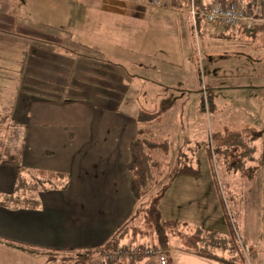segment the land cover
<instances>
[{"label":"rangeland","instance_id":"obj_1","mask_svg":"<svg viewBox=\"0 0 264 264\" xmlns=\"http://www.w3.org/2000/svg\"><path fill=\"white\" fill-rule=\"evenodd\" d=\"M82 1L86 3V0ZM143 5L150 12L145 20L134 19L133 23H129L121 17L114 20L118 27L109 31L104 26L105 29L100 30L101 37H110L115 46L114 51L105 49L106 45L100 38L84 40L78 34L76 28L83 19L75 17L61 23L55 20L52 26L47 27L57 32L54 36L59 35L67 41L71 38L72 41L85 44L95 49L105 61L121 65L131 74L141 75L143 80L133 76L130 84H127L128 81L123 83L124 87H129L123 98L119 101L108 100L105 105L117 107L113 108L116 109L115 114L125 121H135L137 132L140 127H144L151 131L150 136L167 142L165 169L146 194L132 197L131 207L127 210L129 203H126L123 212L95 210L90 216L91 220L88 214H84V223L101 221L103 225L110 226L117 217L123 223L167 185L158 202L163 220L180 221L187 226L201 225L205 230L201 245L214 254L227 251L226 257H229L244 252L248 264H264V88L252 92L249 87L243 86L264 85V33L247 36L205 20H199L197 26L189 24L186 27L183 25L186 19L182 18V10L154 5L147 0ZM36 19L37 22H31L44 27L38 23L41 19ZM41 22L46 23L44 20ZM221 31L227 32L229 38L218 37ZM3 46L15 48L11 42ZM141 63L144 64L142 69L139 67ZM14 73L12 65L0 67V153L4 162H9L7 165L17 173L29 167L33 156L27 146V110L20 107L21 103L17 104L22 99ZM182 78H185V82L179 84L183 82ZM178 89H181L180 92ZM61 91L71 96L70 89ZM207 91L214 104L208 114L206 99L205 109L200 108ZM82 94L85 95L84 90ZM63 102L60 106L70 107L75 104L77 108L90 107L87 101L75 97L65 98ZM246 105L248 111L244 108ZM63 107L56 106V111L60 113ZM106 121L111 129H105V142L110 144L112 136H119L120 132L112 127V120ZM249 123L260 134L253 145L249 142L248 147L227 148L218 147L210 141L212 132L240 129ZM116 125L119 124L116 122ZM50 127L53 130L43 140L50 143L46 145L50 153L41 154L42 158L34 156L32 163L39 164L37 167L70 173L71 186L46 190L45 193L64 192L71 187L66 196L72 200H75V195H82L85 203L91 202L96 206L105 202L115 204L110 195L99 194L96 189L90 192L84 187L86 185L90 189L96 185L107 186L113 176L112 169L96 171L98 177L90 173V168L83 170L74 158L64 156L66 146L61 144L56 148V128L53 125ZM81 133L82 130L78 129V134ZM80 142L78 137L74 143ZM78 147L81 151L84 148L81 145ZM110 149L108 145L97 154L106 155ZM179 163L198 168V174L175 175L173 172ZM99 175H104L103 180ZM119 178L123 180L122 175L116 173L115 183ZM37 197L42 205L40 193ZM178 244L177 239L171 240V247ZM137 247L143 250L158 248L144 243ZM120 248L129 254L113 252L93 258H102L105 264H113L119 257H129L132 254L130 252L135 250L124 244ZM47 249L66 250L58 247ZM90 249L93 248L72 250L83 252ZM159 250L160 254L166 252ZM148 256L157 259L158 255Z\"/></svg>","mask_w":264,"mask_h":264},{"label":"crops","instance_id":"obj_2","mask_svg":"<svg viewBox=\"0 0 264 264\" xmlns=\"http://www.w3.org/2000/svg\"><path fill=\"white\" fill-rule=\"evenodd\" d=\"M212 1L214 0H193V3L195 5L197 2L198 6L195 5V8L201 9ZM222 1H235L244 6L248 4V0ZM83 2L82 0H0V67L12 65L15 71V81L18 83V90L21 89L22 99L17 104L21 103L20 107L27 110L25 116L27 146L31 156L42 158L41 154L50 153L46 146L50 143L43 140L47 138V133L53 130L50 127L53 125L54 129L56 128L54 140L57 141L56 148L61 144L66 146L63 151L64 156L74 158L75 163L83 170L90 168V173L97 174L96 177H98V171L112 169L113 176L107 186L96 185L90 189L86 185L84 187L90 192L96 189L100 192L99 194L110 195L115 204L105 202L103 205L96 206L91 202L85 203L82 195H75V200H72L71 197L66 196L71 190L69 187V190L64 192L40 193L41 209L10 210L0 205V264H44L46 260L44 254H31L10 242L39 249L52 247L89 249L99 246L122 221L120 217H117L110 226L103 225L101 221L100 223L93 221L84 223V214H88L91 220L90 216L95 210L123 212L126 209V203H129L127 210L131 207L133 196L130 192V174L125 171V168L130 159V143L136 137L137 126L135 121L127 122L116 115L117 107H106L105 102L119 101L123 98L124 93L129 90V87H124L123 83L128 81L127 84H130L133 76L142 80L144 78L138 74H131L121 65L105 61L95 49L85 44L72 41L71 38L67 41L59 35L54 36L57 32H52L47 27L52 26L55 20L61 23L75 17L79 20L83 19L76 28L78 34H81L84 40L100 38L106 45L105 49L114 51L115 46L110 37L104 35L101 37L100 30L106 27L110 31L111 28L118 27L115 26L114 20L121 17L127 19L129 23H133L134 19L145 20L150 12L143 5L146 0H86V3ZM190 3L191 0H171V4L168 5L175 7L173 10H182L181 13L184 15L181 14L182 18L186 19L183 25L186 27L192 24ZM36 18L46 22L38 21L44 27L31 22H37ZM199 18L204 21L201 16L198 17V21ZM214 25L241 32L236 26L220 23H214ZM217 36L229 38L227 32L223 31ZM7 42H11L15 48H5L3 45ZM143 65V63L139 64L140 69ZM182 80L183 82L180 81L179 84L185 82V78ZM243 86L249 87L252 92L264 88L263 84H244ZM65 87L67 90L70 89L71 96L61 93V90L67 91ZM82 90L85 95L82 94ZM180 90L177 91L180 92ZM182 91L187 90L182 89ZM207 94L209 95L208 91ZM72 97L87 101L90 107L77 108L75 104L70 107L60 106L61 102L65 103L63 102L65 98ZM56 106L63 107V110L60 109L58 113ZM246 107L244 106L248 111L249 107L247 105ZM84 118L85 121H83ZM106 120H112V127L120 132L119 136H112L110 144L105 142L107 139L105 129H111ZM116 122L119 125H116ZM241 124L243 126V123ZM245 127L257 131L251 123L245 124L242 128ZM78 129L83 133L78 134ZM78 137L81 142L75 144ZM80 145L84 147L82 151L78 147ZM108 145L111 147L107 152L109 155L97 154ZM33 157L30 158L28 168L66 172L55 168L37 167L39 164L32 163ZM8 163L4 162L0 153L1 194L12 192L15 186L16 173L11 170ZM109 170L105 174L106 178ZM116 173L122 175L123 180L119 178V181L117 179L115 183ZM68 174L71 177V174ZM100 177L103 180L104 175H99ZM184 184H186L185 180ZM169 251L172 264L221 263L219 260L188 253L182 250L179 244L174 248L170 247ZM226 252L216 254L225 257ZM85 264L105 263L102 258L101 260L92 258ZM140 264L160 263L154 257H146Z\"/></svg>","mask_w":264,"mask_h":264},{"label":"trees","instance_id":"obj_3","mask_svg":"<svg viewBox=\"0 0 264 264\" xmlns=\"http://www.w3.org/2000/svg\"><path fill=\"white\" fill-rule=\"evenodd\" d=\"M147 2L156 5L155 0H147ZM170 4L171 0L164 6ZM195 5L198 6V3L196 2ZM242 6L251 8L252 5L250 0H248V4ZM203 8L197 9L202 10ZM263 12L264 0H262V4L259 7V16ZM236 27L247 36L264 33V23H254L250 29H246L244 26ZM205 93L204 91L203 94ZM210 98V94H207V96L203 95L200 103V108L202 110L205 109L204 102L206 99L207 114L214 107ZM150 132L149 129L140 127L136 137L130 143V159L126 169L130 174V192L135 198L146 194L165 169L167 142L164 139L150 136ZM259 136V131L245 127L226 132H212L210 141L218 147H248V143L250 142L253 145ZM173 173L175 175L194 176L198 174V168L186 163H179ZM16 174L13 191L8 194L0 193V205L10 210L40 208L41 203L37 197L38 193H43L50 189L67 188L71 179L66 172L37 168L21 169ZM166 187L167 185H164L156 196L151 198L145 206H141L127 221H124L103 244L93 249L74 252L72 249H39L14 242L10 243L27 250L31 254H44L46 257L44 264H85L96 255L102 256L106 253H117L119 247L123 244L127 247L136 248L144 243L166 250L164 254L167 260L166 264H172L169 248L171 247V240L177 239L182 250L198 256L219 260L221 262L219 264H248L244 252H239L229 257H222L202 246L205 230L199 225L187 226L180 221L163 220L158 209V202ZM146 257L149 256L132 253L129 257H119L113 264H140Z\"/></svg>","mask_w":264,"mask_h":264},{"label":"built area","instance_id":"obj_4","mask_svg":"<svg viewBox=\"0 0 264 264\" xmlns=\"http://www.w3.org/2000/svg\"><path fill=\"white\" fill-rule=\"evenodd\" d=\"M169 2L170 0H155V4L158 6L166 5ZM250 3L252 5L251 8H247L235 1L223 2L222 0H214L210 4L206 5L204 9L197 10L193 0H191L189 5L190 19L194 26H197L198 17L201 16L208 23H220L226 26H244L246 29H250L254 23H264V12L261 16H259V7L262 4V0H250ZM134 249V252H130V254H155L158 255L157 259L160 264H166L167 262L166 257L164 254H160V250L158 248L143 250L136 247ZM117 253L120 255L129 254V252H126L123 248H120Z\"/></svg>","mask_w":264,"mask_h":264}]
</instances>
